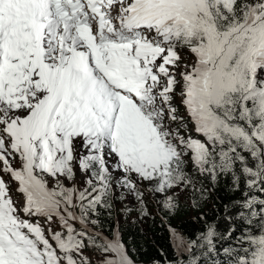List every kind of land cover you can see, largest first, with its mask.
<instances>
[{
  "label": "snow or ice",
  "instance_id": "snow-or-ice-1",
  "mask_svg": "<svg viewBox=\"0 0 264 264\" xmlns=\"http://www.w3.org/2000/svg\"><path fill=\"white\" fill-rule=\"evenodd\" d=\"M222 179L235 226L173 231L174 264H264V0H0V264H135L115 189Z\"/></svg>",
  "mask_w": 264,
  "mask_h": 264
},
{
  "label": "trees",
  "instance_id": "trees-1",
  "mask_svg": "<svg viewBox=\"0 0 264 264\" xmlns=\"http://www.w3.org/2000/svg\"><path fill=\"white\" fill-rule=\"evenodd\" d=\"M204 186L205 196L203 199L197 198L196 203H193L190 193H186L184 199L175 195L177 208L171 212L162 209L157 194L150 204L135 199L138 206L117 205L120 200L114 194L112 208L102 210L98 218L100 229L106 236L113 238L118 228L120 240L136 264H174L179 253L173 242V231L185 238L194 239L205 232L210 224L215 225L221 233L235 226L226 217L238 211L234 204L241 199V192L232 190L229 179H222L215 186L205 180ZM120 190H123L125 197L129 194L125 189ZM132 213L137 214V217L132 219ZM118 215H123L120 221ZM141 221L144 225H141ZM229 243L228 239L218 241L219 251L204 257L206 264H228L223 249Z\"/></svg>",
  "mask_w": 264,
  "mask_h": 264
},
{
  "label": "rangeland",
  "instance_id": "rangeland-1",
  "mask_svg": "<svg viewBox=\"0 0 264 264\" xmlns=\"http://www.w3.org/2000/svg\"><path fill=\"white\" fill-rule=\"evenodd\" d=\"M183 51L184 52H187V50H183ZM181 55L184 57V59L186 61L190 62V56L189 55H187L186 53H183V52H181ZM77 176H78V179L77 180L82 184L83 183V177L79 173L77 174ZM114 192H115L114 193L115 194V197L118 200H120V201H117V203H116L117 205H119V204L124 205L125 204V205H128V206L129 205L136 206V202L134 201V197H133L132 194L129 193L125 197V195L122 193L123 190L115 189ZM143 193H144V196H145V198H143V204H145L146 199L148 200V198H149V195H146V191H144ZM175 195L179 196L181 199H184L185 196H186V193L178 190L175 193ZM131 215H132V217H131L132 219L137 217V214H135V213H132ZM117 218L120 221V219L123 218V215L122 216L118 215ZM141 225H144V223L142 221H141ZM115 233H119V236H120V232H119V229L118 228H117V231H115ZM110 238H112V237H110ZM173 242L176 245L177 242H176V240L174 238H173ZM89 255L93 259L94 264H98L100 258L97 255L92 254L91 252L89 253Z\"/></svg>",
  "mask_w": 264,
  "mask_h": 264
}]
</instances>
